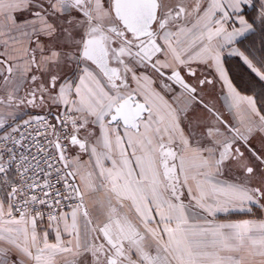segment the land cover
<instances>
[{
    "label": "snow or ice",
    "instance_id": "obj_1",
    "mask_svg": "<svg viewBox=\"0 0 264 264\" xmlns=\"http://www.w3.org/2000/svg\"><path fill=\"white\" fill-rule=\"evenodd\" d=\"M0 264H264V0H0Z\"/></svg>",
    "mask_w": 264,
    "mask_h": 264
},
{
    "label": "crops",
    "instance_id": "obj_2",
    "mask_svg": "<svg viewBox=\"0 0 264 264\" xmlns=\"http://www.w3.org/2000/svg\"><path fill=\"white\" fill-rule=\"evenodd\" d=\"M254 35L249 33L246 37L242 38V44H239L238 47L243 50L244 46H251V43L254 41ZM255 42V41H254ZM253 51H256L255 48ZM226 67L230 69V75L234 77V83L237 85L238 89L248 95H256L258 98L262 90V84L258 80H253L250 78V74L245 66L242 65V61L238 57L234 56H225ZM223 101H221V104Z\"/></svg>",
    "mask_w": 264,
    "mask_h": 264
},
{
    "label": "rangeland",
    "instance_id": "obj_3",
    "mask_svg": "<svg viewBox=\"0 0 264 264\" xmlns=\"http://www.w3.org/2000/svg\"><path fill=\"white\" fill-rule=\"evenodd\" d=\"M251 9H249V12L251 13ZM260 40H261V37H260V33H259V31H257L256 33H255V35H254V41H255V50H256V52H257V54H258V50L260 49ZM262 88V87H261ZM259 93H261V92H259Z\"/></svg>",
    "mask_w": 264,
    "mask_h": 264
}]
</instances>
